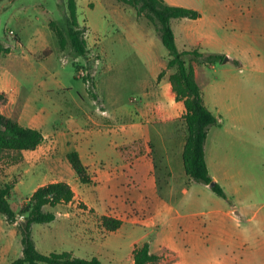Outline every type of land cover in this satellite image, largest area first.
Segmentation results:
<instances>
[{
  "label": "rangeland",
  "instance_id": "obj_1",
  "mask_svg": "<svg viewBox=\"0 0 264 264\" xmlns=\"http://www.w3.org/2000/svg\"><path fill=\"white\" fill-rule=\"evenodd\" d=\"M72 5H75L82 36L88 45L89 52L85 57L76 53L71 45ZM18 15L22 19L18 20ZM21 40L25 46L30 42L37 43L39 51L34 57L28 58L24 48L18 49ZM0 41L12 53L9 57L2 54L0 66H7L24 84L19 108L25 107L28 112L22 113L18 108V115L26 114L23 125L45 133V140L37 151L25 153L29 156L27 163L24 158L12 165L7 162V157L0 156V187L5 183L14 184L10 202L15 210L20 211L22 204L41 183L60 179L57 172L68 177L66 163L74 172L66 157L69 149H76L70 140L81 144L83 162L90 165L89 170L97 171L96 184L73 182L76 196L72 202L54 209L57 213L55 221L33 226V238L39 251L46 254L71 251L79 257H98L108 264H130L131 241L150 229H156L150 226L157 222L161 227L153 237H165L170 233L169 226H177V231L170 234L178 253L177 264H264V208L251 224L252 228H245L248 227L246 215L252 211L248 205L264 201V146L259 150L250 146L249 158L243 161L232 158L228 162L226 169L241 177L239 193L229 190L228 184L222 180L228 188L227 198L210 188L207 193L200 192L197 205L183 203L179 200L181 195L175 194L173 199H167L172 203V209L168 211L153 195L140 201L141 193L128 179L119 177L113 182L102 181L104 171H113L120 165L118 154L105 150L107 135L87 130L77 132L71 127L70 118L76 116L78 121H83L80 114L86 110L93 113L106 110V114L112 113L120 124L131 123L145 89L156 83L154 69L169 59L168 50L146 16H138L133 7L120 0H0ZM259 47L263 52L255 57L264 59V44ZM186 60L193 64L203 63L202 57L193 54L187 55ZM198 68H202L201 65ZM204 68L211 80L215 70ZM219 68L220 62H216V69ZM172 72L174 69L165 74ZM253 93L255 111L263 113L264 84L254 86ZM2 104L0 101L1 113ZM146 105L157 112L162 106L158 102ZM135 145L139 146L138 141L124 146ZM149 145L157 146L156 143ZM158 162V186L161 194L167 195L172 185L164 181L165 169ZM74 175L77 176L75 172ZM177 179L179 185L176 186L180 187V179ZM250 192L254 198H247ZM130 197L137 199L134 204ZM130 205L136 208L138 216L142 214L139 208L145 210L142 218L146 227L150 224V229H132L127 223L104 241L105 230L99 224L101 212L110 208L125 212L124 207ZM210 208L223 211L215 218L218 224L216 233L224 237V230H227L229 236H241V242L225 243V239H221L210 243L201 230L191 240H184L186 227L193 221L190 218H195L198 223L210 218L207 214L203 217L186 216ZM228 210H232L231 215L226 214ZM130 214L132 216L128 213L122 216L127 220L139 219L134 213ZM3 217L0 214V264H10L22 254L18 224L23 217L19 216L15 223H9ZM155 250L162 256L159 264H172L176 259L167 248L156 247Z\"/></svg>",
  "mask_w": 264,
  "mask_h": 264
},
{
  "label": "crops",
  "instance_id": "obj_2",
  "mask_svg": "<svg viewBox=\"0 0 264 264\" xmlns=\"http://www.w3.org/2000/svg\"><path fill=\"white\" fill-rule=\"evenodd\" d=\"M165 2L170 5L194 8L201 13V16L196 19L184 17L172 21L179 48L195 47L205 54H220L228 56L230 59L227 63L220 61L221 68L219 69H216V63L194 64V67L197 82L203 92L204 103L220 120L219 125L211 127L205 143V156L210 174L215 181L221 183L227 194L228 188L234 193H239L241 177L239 174H234L232 170L226 169L228 162L232 158H241L242 161L249 158L247 152H250V146H255L258 148L257 150L264 146V111L263 113L255 111L253 100L254 86L259 87L264 84V59L255 57L263 52L259 46L264 44V0H165ZM16 18L20 20L22 16L18 15ZM18 43V49L23 50L24 48L28 53V58L34 57V54L39 51L35 42H30L27 46L22 43V40ZM11 54V52L7 54V57ZM2 57L0 55V60ZM166 64L163 63L154 69L153 75L156 83L153 87L145 89L139 100V105L135 107L138 112L132 114L131 123L120 124L117 117L109 112L106 114V110H102V113L84 111L80 117L85 121H78L76 116H72L70 119H72V129L77 132L87 130L93 134L98 132L107 135L105 150L118 154L120 165L113 171H104L101 176L102 181L113 182L119 177L128 179L141 193L139 194L140 201L148 195H153L169 211L172 209L170 205L172 203L167 199H173L175 194L181 195L179 200L183 203L199 205L200 192L207 193L211 186H200L185 172L183 151L188 136L185 122L182 119L185 105L183 101L176 100V94L173 92L170 82V74L167 73L159 78V74L166 68ZM198 65H201L202 68L199 69ZM228 65L233 66L229 67ZM204 67L215 70V75L211 80ZM0 91L8 95V100L2 104V113L24 124L22 120L26 118V114L18 115L24 84L5 65L0 66ZM79 95L83 99L80 92ZM155 102L162 104L158 112L151 111L150 106L146 105V103ZM144 108H147L148 111ZM19 109L22 113L28 112L25 107ZM136 141L139 146H124ZM70 142L73 146L75 144L74 148L83 158V152L79 147L81 144L77 141L73 143L72 140ZM149 143H156L157 146H150ZM141 144L142 146H140ZM37 149L24 151L26 163L29 161V156L25 153L37 151ZM158 160L165 169L166 179L164 181L172 185L171 191L167 195H162L158 186ZM86 165L91 169L88 163ZM64 167L69 170L68 177L57 172L60 179L54 181L68 182L76 196L77 189L74 183L78 184L80 180L67 163ZM90 171L93 173V183L96 184L98 177L95 172L97 171ZM177 177L180 179V187L176 186V184L179 185ZM222 180L228 184V188L222 183ZM46 183L43 182L39 186ZM252 193L250 192L247 198H254ZM130 198L132 204H134V200L135 202L137 200L135 197ZM130 206L124 207L125 212L111 208L101 212L102 215H112L123 220L122 226L118 230L112 232L105 230L104 241L116 234L127 223H130L132 229L135 227L149 228L150 224L146 227L147 224L142 218L145 210L137 206L142 213L138 216L136 208H133V205ZM248 208L252 211L246 215L245 221L248 226L245 227L246 229L252 228L251 224L257 220L260 210L264 208V201L250 203ZM126 212L130 216H132L130 212L134 213L139 219L127 220L122 216V214H127ZM226 212V214H232V210ZM218 213L222 214L223 211L219 208H210L207 211L197 210L196 213L186 216L203 217L207 214L210 218L208 221L199 223L195 218H190L193 221L186 227L184 240H191L196 236V232L201 230L207 242L210 243L221 239H225V243L235 242L237 244L241 242V236H229L227 230H224V237H222L223 234L216 233L215 226L218 224L215 218ZM262 221L264 223V220ZM153 223L154 226L150 227L156 229L149 228V232L131 241L130 264H134L133 250L135 246L144 242L150 243L151 251L154 253H157L156 247L169 249L176 258L172 264H177V249L171 243L173 238L171 236L177 231V226L174 224L169 226L170 233L165 237L162 235L153 237L161 227L160 223ZM108 253L111 252L108 250Z\"/></svg>",
  "mask_w": 264,
  "mask_h": 264
},
{
  "label": "trees",
  "instance_id": "obj_3",
  "mask_svg": "<svg viewBox=\"0 0 264 264\" xmlns=\"http://www.w3.org/2000/svg\"><path fill=\"white\" fill-rule=\"evenodd\" d=\"M136 10L138 16H146L154 26L162 43L169 53L166 68L159 74L161 78L167 70L174 69L170 74V82L176 100L183 101L185 112L182 119L187 128V139L184 145L183 161L186 174L196 182L210 185L212 190L223 198H227L224 188L210 174L205 156V143L211 127L219 125V118L207 108L203 100V92L196 79L193 63L187 62L186 56L193 54L202 57L203 63L220 62L225 57L220 54H205L197 49L179 48L176 42L172 21L179 18L196 19L201 13L192 8L170 5L165 0H120ZM69 36L76 53L87 56L89 50L82 36L75 5H72ZM11 52L4 42L0 41V55ZM8 95L0 91V101L5 103ZM45 140L42 130L26 126L0 112V156L8 158L9 164H18L24 160V151L37 149ZM67 160L83 184H91L94 177L88 166L83 162L77 149L66 153ZM14 184L5 183L0 187V214L9 223L19 221L22 254L10 264H108L98 257L84 258L71 251L42 253L33 238L34 224L51 223L57 218L56 207L72 202L75 191L63 180L49 182L39 186L22 204L19 212L15 210L10 197ZM123 220L112 215H102L100 227L108 232L116 231L122 226ZM134 264H159L160 254L151 251L150 243L136 245L133 250Z\"/></svg>",
  "mask_w": 264,
  "mask_h": 264
},
{
  "label": "water",
  "instance_id": "obj_4",
  "mask_svg": "<svg viewBox=\"0 0 264 264\" xmlns=\"http://www.w3.org/2000/svg\"><path fill=\"white\" fill-rule=\"evenodd\" d=\"M229 60H230L229 57H228V56H225V57L223 58L222 61H223L224 63H227V62H229ZM210 185H211V186L214 185V182H211Z\"/></svg>",
  "mask_w": 264,
  "mask_h": 264
}]
</instances>
